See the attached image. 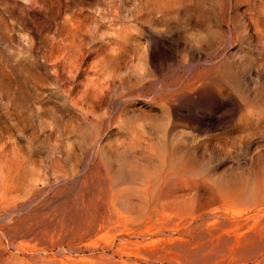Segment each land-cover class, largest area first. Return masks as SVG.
<instances>
[{
	"label": "bare ground",
	"instance_id": "obj_1",
	"mask_svg": "<svg viewBox=\"0 0 264 264\" xmlns=\"http://www.w3.org/2000/svg\"><path fill=\"white\" fill-rule=\"evenodd\" d=\"M253 7L250 29L264 39V3ZM65 64L77 73L84 59ZM196 71L139 81L108 110L100 101L112 83L82 94L55 87L72 116L60 125L46 123L48 99L32 88L29 127L52 145L38 160L27 152L25 171L0 185V264H248L247 256L264 264V186L240 197L234 183L224 189L187 158L192 131L221 107L208 80L231 81L220 68ZM242 198L250 210H236Z\"/></svg>",
	"mask_w": 264,
	"mask_h": 264
},
{
	"label": "rangeland",
	"instance_id": "obj_2",
	"mask_svg": "<svg viewBox=\"0 0 264 264\" xmlns=\"http://www.w3.org/2000/svg\"><path fill=\"white\" fill-rule=\"evenodd\" d=\"M263 1L0 0V185L25 171L27 152L38 160L51 148L44 132L29 127L32 96L48 99L44 120L60 125L72 116L55 100V87L82 94L92 83H112L100 101L108 110L139 81L190 78L186 71L206 67L229 72L231 81L208 80L221 107L205 113L201 131L191 126L187 158L204 176L217 174L224 189L234 183L240 197L254 198L264 186V39L250 23L253 5ZM80 57L83 68L74 73L65 63ZM243 198L239 212L253 205Z\"/></svg>",
	"mask_w": 264,
	"mask_h": 264
}]
</instances>
